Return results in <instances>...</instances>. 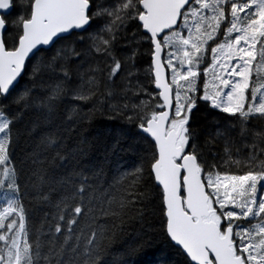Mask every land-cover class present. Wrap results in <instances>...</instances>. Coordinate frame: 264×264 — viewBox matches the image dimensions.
<instances>
[{"label": "snow or ice", "instance_id": "obj_1", "mask_svg": "<svg viewBox=\"0 0 264 264\" xmlns=\"http://www.w3.org/2000/svg\"><path fill=\"white\" fill-rule=\"evenodd\" d=\"M0 264H264V0H0Z\"/></svg>", "mask_w": 264, "mask_h": 264}, {"label": "trees", "instance_id": "obj_2", "mask_svg": "<svg viewBox=\"0 0 264 264\" xmlns=\"http://www.w3.org/2000/svg\"><path fill=\"white\" fill-rule=\"evenodd\" d=\"M200 118H201V122H203V120L205 118L207 119H211V116H209L206 112L204 111H201L200 113L197 114ZM113 121H110L107 119L106 116H99L97 115L95 117V119L93 120V127L91 129H89V131L92 132L93 135L96 134V132L98 131H103L104 129L110 127L113 125ZM115 123H119L118 121L115 122ZM140 225L139 224H134L132 225V228H139ZM144 227L147 229V224L144 225ZM132 228L129 229V231L132 230ZM142 259H151V256H148V257H141Z\"/></svg>", "mask_w": 264, "mask_h": 264}]
</instances>
